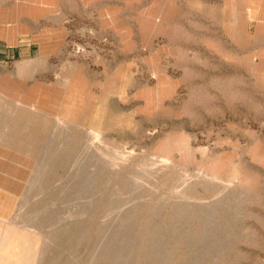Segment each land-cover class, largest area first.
I'll return each instance as SVG.
<instances>
[{
    "label": "rangeland",
    "instance_id": "1",
    "mask_svg": "<svg viewBox=\"0 0 264 264\" xmlns=\"http://www.w3.org/2000/svg\"><path fill=\"white\" fill-rule=\"evenodd\" d=\"M0 1L32 46L31 56L0 62L8 148L26 129L27 150L44 134L24 115L50 124L9 212L0 162V226L21 228L37 253L30 264H107L109 248L130 244V264H152L148 252L159 246L165 264H264L257 1L242 24L203 11L227 14L228 0ZM197 209H210L214 224L202 226ZM56 221L63 231L50 240ZM190 237L205 248L190 249ZM19 243L10 241L15 254Z\"/></svg>",
    "mask_w": 264,
    "mask_h": 264
},
{
    "label": "crops",
    "instance_id": "2",
    "mask_svg": "<svg viewBox=\"0 0 264 264\" xmlns=\"http://www.w3.org/2000/svg\"><path fill=\"white\" fill-rule=\"evenodd\" d=\"M256 1V8L259 11L257 14V18L260 21L257 36L264 37V0H228V4L226 2V6L228 5L230 11L227 14L224 13L220 7H205L203 8V11H205L206 14L210 17L214 18L217 22H221L224 19H230L231 21H233L236 17H239L240 15V20H242V24L245 22V12L247 11V9H249L247 5L254 8V3ZM229 27H232V25H229ZM24 31L25 30L23 23L14 24L10 20L9 15L4 13V11L2 10V3L0 1V62H4L11 58H18V56H31L32 46L29 44L25 46V44L21 40ZM236 31L237 27L232 28V34H235ZM241 40L243 41V43L246 41L245 35H242ZM41 53H43L42 50ZM26 69H28V65L23 66L21 68L22 71ZM25 116L26 115H24L20 119L24 123H27L26 121L30 123L35 122L37 124L38 122L41 123L38 127V130L41 129V127L43 126V122L46 121L42 120L39 116H34L33 118H31L30 115L28 117ZM0 130L4 132L3 134H5V136H7L4 137V139H0V142L6 146L3 152L1 153L2 157H0V162H8V166L6 167V172L3 177V180L6 179L5 185L7 184V194L4 201H8V203H5L4 206L1 207V211L4 210L5 212H9L15 207L11 205V202L15 201L17 203V201L19 200V196L23 193L25 189L27 181L26 178H29L30 176V174L28 175L26 170L28 167L31 149H26L27 129L23 132L20 141L17 137V140L12 143V145H14V147L16 148L15 150L13 148L11 150L8 148V136L11 134L12 129L9 128L8 124H5L4 118L0 121ZM12 152L13 157H9ZM29 173H31L30 169ZM3 184L4 181L0 184V190L2 189ZM21 232L22 230L18 226H0V264H30L35 262L37 253L36 251L32 250V245H26V241L23 235L24 233ZM13 238L20 241L19 252L17 253L18 255L13 253L11 251L12 249L10 248V246L12 245L10 244V241ZM27 258L29 259V262H27Z\"/></svg>",
    "mask_w": 264,
    "mask_h": 264
},
{
    "label": "bare ground",
    "instance_id": "3",
    "mask_svg": "<svg viewBox=\"0 0 264 264\" xmlns=\"http://www.w3.org/2000/svg\"><path fill=\"white\" fill-rule=\"evenodd\" d=\"M40 130H42V132L44 131V134L41 136V133L38 131V133H37V138H36V142H35V144H34V146H33V148L31 149V152H30V158H29V161H28V167H29V169H30V171L33 169L32 168V166H30V164L31 165H33L34 163H35V161H36V159H37V151H38V149L43 145V143H44V140H45V137H46V135L45 134H47V133H49V130H50V124H49V122L46 120V123L41 127V129ZM39 157V156H38ZM39 162V161H38ZM41 169V168H40ZM46 170V169H45ZM31 173H32V171H31ZM31 173H30V176H31ZM30 176H29V178H30ZM29 178H28V180H29ZM243 178H244V180H245V185H246V190H245V195L246 196H250V195H252L253 194V190L252 189H254V188H252L253 186H254V184L252 183V181H250L249 179H247V178H245V176H243ZM28 180L26 181V185H27V182H28ZM26 185H25V187H26ZM206 188H207V191H211L212 190V186L211 185H207L206 186ZM127 200V199H126ZM217 205V204H216ZM216 205H214V206H216ZM127 206H128V204H127ZM213 206H211V208H212ZM219 207V206H218ZM15 208V207H14ZM78 208L79 209H83L84 207H79L78 206ZM121 208V207H120ZM119 208V209H120ZM126 208V207H125ZM184 208H185V210H186V207L184 206ZM196 208H198V207H196ZM214 209H215V207H213ZM212 208V210H214ZM124 209V208H123ZM198 209H201V208H198ZM197 209V212H196V210H194L195 211V213H197L198 214V216H201L202 218H204V220L202 221L203 223H202V226H212L213 224H214V222H213V215H212V213L213 212H211V210L209 209H207V211L205 212L204 210H203V213L201 212V211H199ZM121 211V210H120ZM183 210H181L180 212H182ZM79 212V211H78ZM122 212H123V210H122ZM215 212V211H214ZM76 213V212H75ZM118 213V212H117ZM125 213V212H124ZM185 213H186V211H185ZM182 214V213H181ZM184 214V213H183ZM194 214V213H193ZM196 214V215H197ZM119 215V214H118ZM121 215V214H120ZM122 216V215H121ZM195 216V215H194ZM114 217V216H113ZM177 217V216H176ZM197 217V216H196ZM117 218H118V216H117ZM178 218V217H177ZM185 218V217H184ZM182 218H180V220H181ZM187 218H185V220H186ZM184 220V219H183ZM64 221H56L55 223H54V225H53V227L51 228V230H50V240H52V239H54L58 234L60 235V233L63 231L62 230V228H63V226H64V224L65 223H63ZM181 222V221H180ZM178 224H180L179 222H178ZM206 228H208V227H206ZM105 231V230H104ZM99 232V231H98ZM163 231L162 230H158L156 233H158V234H161ZM203 238H204V236H203ZM203 238H196V239H194L193 237L191 238H188V242H192V244L194 243L195 245H191L190 244V246L192 247H190V249H196L195 251H198V250H200L201 248H203L204 246H203V243H205V241L203 240ZM47 240V239H46ZM211 240V239H210ZM56 241V240H55ZM208 241H209V239H208ZM212 242H213V240H211ZM208 243V242H207ZM207 243H206V246H207ZM210 244H212L211 242H210ZM210 244H208L209 246H210ZM100 245V244H99ZM213 246V245H212ZM160 247V246H159ZM159 247H153V248H151L150 250H149V252H148V255H147V258L150 260V261H153L152 262V264H165V262L166 261H168V258H167V256H166V252H165V250L164 249H162V248H159ZM211 247V246H210ZM210 247H208V248H210ZM205 248V247H204ZM212 248V247H211ZM132 252H133V246L130 244L129 245V247L128 248H126V249H118V248H109L107 251H106V258L105 259H107V264H130V263H132L131 262V256H132ZM40 257V256H39ZM101 261H102V259H100ZM191 263H193V264H196L197 262L195 261H193V262H191Z\"/></svg>",
    "mask_w": 264,
    "mask_h": 264
}]
</instances>
